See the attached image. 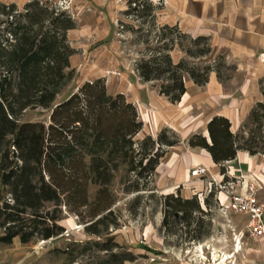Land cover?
Returning a JSON list of instances; mask_svg holds the SVG:
<instances>
[{"label": "trees", "instance_id": "trees-1", "mask_svg": "<svg viewBox=\"0 0 264 264\" xmlns=\"http://www.w3.org/2000/svg\"><path fill=\"white\" fill-rule=\"evenodd\" d=\"M161 7L162 3L151 0H128L125 14L142 25L148 23V29L140 26L138 32L151 35L154 31L150 41L157 43L148 48L149 56L136 63L138 76L153 82L158 93L172 103L185 93L186 77L198 85L206 84L211 72L222 81L229 79L223 72L230 66L224 54L202 65L189 60L212 54L209 37H192L177 25L159 24L157 10ZM2 8L6 26L0 39V242L9 244L18 237L28 243L60 236L65 230L59 223L63 206L88 223L89 234L117 228V220L111 218L115 198L109 190L114 171L126 164L146 180L145 185L135 182L128 189L152 191L148 180L166 153L164 147L178 142L176 135L172 133L171 139L162 130L156 140L148 136L138 142L136 150L134 137L143 126L137 108L123 93H109L103 77L85 81L76 92L56 102L73 73L70 59L76 50L68 32L76 28L75 20L64 11L40 6L37 0L21 10L15 5ZM175 48L186 54L178 62L171 56ZM37 107L51 111L48 123L21 121L27 109ZM261 112L264 102H257L251 111L254 121H260ZM207 131L209 139L194 134L188 143L206 149L224 174V163L234 159L238 150L259 153L250 146L255 136L234 133L225 116H213ZM95 184L100 188L89 201V186ZM179 191L163 196L162 224L167 227L174 222L170 217L179 215L189 239L202 240L210 231H204L201 216H194L204 213L200 198L197 194L184 198ZM213 198L214 191L209 192L205 204Z\"/></svg>", "mask_w": 264, "mask_h": 264}, {"label": "rangeland", "instance_id": "rangeland-1", "mask_svg": "<svg viewBox=\"0 0 264 264\" xmlns=\"http://www.w3.org/2000/svg\"><path fill=\"white\" fill-rule=\"evenodd\" d=\"M30 1L33 0H0V39L3 36V28L6 26L2 6L15 5L21 10ZM37 1L40 2V6L44 5L66 12L77 24L76 28L68 32L69 42L76 50L70 59L69 69L72 68L73 73L62 86L56 102L71 92H76L85 81L103 77L109 93H123L137 108L138 120L142 121L143 126L134 137L137 142L136 150L140 148L138 142L148 136L156 140L162 130H167V136L171 139L172 133L176 135L177 140L180 138L177 133L178 128L172 124V121L170 124L162 125L154 123L151 110L158 104L160 109H164L168 100L159 95L153 82H144L138 76L135 65L143 57L149 56V47L157 46L156 42L150 41L154 38L155 32L151 31V35H147L145 31L138 32L140 26H144L145 29L149 26L148 23L142 25L135 17L125 14L128 0ZM151 1L154 4L162 3L163 5L165 0ZM33 9L37 10L38 7ZM145 40L150 42L147 43ZM219 55L221 53L216 52L208 58H189V60L202 65L218 59ZM171 56L175 62H178L186 57V54L184 50L175 48L171 51ZM227 65L230 66L223 70L224 74L230 78L236 76L234 82H239L234 64ZM134 88L144 90L142 92L144 101L140 102L141 104L135 102ZM221 107L222 104L216 102V107L211 112L210 109L202 111L205 116L200 113L198 116L201 119L196 123L197 126L190 129L196 128L197 131H201L206 117L222 109ZM50 112L49 109L29 108L22 114L21 121L48 123ZM261 113L263 115L259 122L254 121L250 114L243 120L242 127L238 131L245 138L255 136V142L250 143V146L259 152L258 156L264 155V112ZM183 148L187 154L188 147L184 145ZM164 149L167 153L171 150L167 146ZM162 161L164 163L166 157ZM164 173L161 171L160 174L156 170L154 175L147 179L150 181L149 188H152V191L136 192L128 188L135 182L143 186L146 180L130 171L126 164H121L114 171L109 184V190L115 198V204L112 207L114 215L111 218L117 220V228L111 226L108 231H102L100 234H89L85 229L88 223L78 220L74 213L68 212L63 206L62 219L59 220L65 228L63 234L56 238L37 239L28 243H22L18 237L9 244L0 242V264H220L224 253L231 255L226 264L261 263L260 260L256 262L254 251L248 244L251 239L246 235L245 224L249 219L248 215L227 212L218 206L215 195L211 204L210 202L205 204L208 191L198 178L188 181L187 185H190L191 192L199 190L197 195L204 213H196L194 216L203 218L206 224L204 231H210V234L202 240L191 241L179 215L175 218L170 217V221L174 220V222L164 227L162 198L168 193L159 188ZM99 188L98 184L89 186V201L95 199ZM177 191L178 189L174 193ZM179 192L183 196L181 191ZM183 197L187 198L185 195ZM46 207L53 209L54 206L47 203ZM193 222L191 229L195 227V221ZM1 232L0 228V234ZM239 242L240 250L232 257L236 249L235 245ZM255 242L252 241V243ZM200 244L203 245L205 259L199 257L201 253L198 245ZM214 251L218 255L217 260L213 258Z\"/></svg>", "mask_w": 264, "mask_h": 264}, {"label": "crops", "instance_id": "crops-1", "mask_svg": "<svg viewBox=\"0 0 264 264\" xmlns=\"http://www.w3.org/2000/svg\"><path fill=\"white\" fill-rule=\"evenodd\" d=\"M157 20L161 25H177L192 37H209L211 55L216 52L224 54L226 61L234 64L239 79V82H234L237 78L234 76L222 81L215 72H211L208 82L198 85L186 77V91L179 102L172 103L167 99L164 109H160L158 104L151 110L155 125L172 121L180 135L156 168L160 174L165 172L159 188L167 193L179 189L183 196L189 198L199 191L191 192L190 185H187L195 178L190 175L191 168L201 167L206 169L208 179L221 180L226 175L225 179L242 177L245 183H254L258 188V198L264 202V155L238 150L234 159L224 163V174L221 165L213 161L206 149L191 147L188 143L194 134L209 139L207 124L215 115L228 118L234 133L240 131L243 120L251 114L256 103L264 102V0H165L157 12ZM134 90L135 102L141 104L144 90ZM216 102L222 104V109L206 117L201 126L203 129H190L197 126L201 119L198 115H203L205 109L211 112ZM147 112L150 114L149 110ZM184 145L189 149L187 154L183 151ZM202 184L207 189V184L203 181ZM248 244L254 251L256 262L260 260V264H264V237L249 239Z\"/></svg>", "mask_w": 264, "mask_h": 264}, {"label": "built area", "instance_id": "built-area-1", "mask_svg": "<svg viewBox=\"0 0 264 264\" xmlns=\"http://www.w3.org/2000/svg\"><path fill=\"white\" fill-rule=\"evenodd\" d=\"M192 177L207 184V191H214L215 200L219 207L227 212L245 213L249 219L245 224L247 237L256 239L264 237V202L257 196V185L245 183L242 177L222 178L216 180L206 177V169L194 167L190 171ZM222 195L225 197L222 200Z\"/></svg>", "mask_w": 264, "mask_h": 264}, {"label": "bare ground", "instance_id": "bare-ground-1", "mask_svg": "<svg viewBox=\"0 0 264 264\" xmlns=\"http://www.w3.org/2000/svg\"><path fill=\"white\" fill-rule=\"evenodd\" d=\"M263 59H264V56H263ZM222 196H223V195H222ZM235 247H236V249H235L234 254L232 255V257L235 255L236 252H238V251L240 250V242H239L237 245H235ZM198 249H199V251H200V253H201V254L199 255V257H200L201 259H205V255H204V251H203V245H202V244L198 245ZM217 256H218V255L216 254V251H214V254H213V258H214V260H217ZM230 257H231L230 254L224 253V254L221 256L220 264H226L228 258H230ZM204 264H206V263H204Z\"/></svg>", "mask_w": 264, "mask_h": 264}]
</instances>
